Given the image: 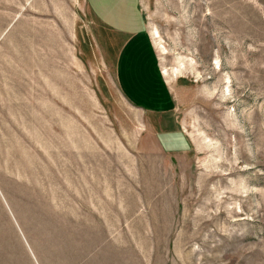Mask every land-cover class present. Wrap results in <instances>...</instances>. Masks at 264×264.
Wrapping results in <instances>:
<instances>
[{"label": "rangeland", "instance_id": "1", "mask_svg": "<svg viewBox=\"0 0 264 264\" xmlns=\"http://www.w3.org/2000/svg\"><path fill=\"white\" fill-rule=\"evenodd\" d=\"M139 5L165 111L86 0H0V264H264V0Z\"/></svg>", "mask_w": 264, "mask_h": 264}, {"label": "crops", "instance_id": "2", "mask_svg": "<svg viewBox=\"0 0 264 264\" xmlns=\"http://www.w3.org/2000/svg\"><path fill=\"white\" fill-rule=\"evenodd\" d=\"M86 2L104 26L123 38L115 55L114 70L125 99L143 111L145 107L164 111L172 108L171 90L163 79L158 54L139 0Z\"/></svg>", "mask_w": 264, "mask_h": 264}]
</instances>
